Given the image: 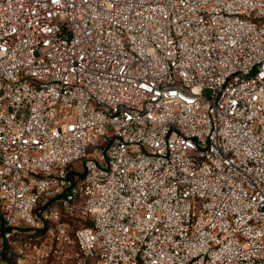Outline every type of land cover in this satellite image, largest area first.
Here are the masks:
<instances>
[{
	"label": "built area",
	"instance_id": "built-area-1",
	"mask_svg": "<svg viewBox=\"0 0 264 264\" xmlns=\"http://www.w3.org/2000/svg\"><path fill=\"white\" fill-rule=\"evenodd\" d=\"M0 264H264V0H0Z\"/></svg>",
	"mask_w": 264,
	"mask_h": 264
},
{
	"label": "rangeland",
	"instance_id": "rangeland-1",
	"mask_svg": "<svg viewBox=\"0 0 264 264\" xmlns=\"http://www.w3.org/2000/svg\"><path fill=\"white\" fill-rule=\"evenodd\" d=\"M78 166V165H77Z\"/></svg>",
	"mask_w": 264,
	"mask_h": 264
}]
</instances>
